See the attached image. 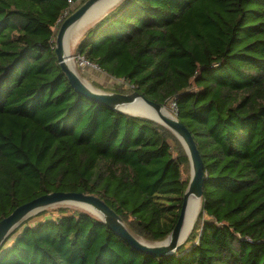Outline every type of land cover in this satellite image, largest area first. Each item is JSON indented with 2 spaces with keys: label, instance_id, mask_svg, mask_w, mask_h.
<instances>
[{
  "label": "trees",
  "instance_id": "obj_1",
  "mask_svg": "<svg viewBox=\"0 0 264 264\" xmlns=\"http://www.w3.org/2000/svg\"><path fill=\"white\" fill-rule=\"evenodd\" d=\"M85 1L0 0V220L39 196L81 193L162 241L188 157L163 125L70 86L55 31ZM72 55L118 81L110 92L172 105L203 163L198 217L180 249L157 258L90 212L46 209L6 238L0 264H264V0H122Z\"/></svg>",
  "mask_w": 264,
  "mask_h": 264
},
{
  "label": "water",
  "instance_id": "obj_2",
  "mask_svg": "<svg viewBox=\"0 0 264 264\" xmlns=\"http://www.w3.org/2000/svg\"><path fill=\"white\" fill-rule=\"evenodd\" d=\"M100 0H86L70 15L66 16L57 28L55 35L54 54L57 62L68 79L70 86L76 93L88 98L91 101L97 102L109 109L117 110L134 116L155 121L168 130H170L182 144L189 161L190 176L186 190L182 197V204L179 211L177 221L170 234L162 241L150 242L144 240L149 245L138 242L133 233L127 228L119 216L111 209L103 200L93 195H84L81 193H62L54 192L39 196L23 205L15 208L8 216L0 220V247L6 238L27 218L45 210L58 203H76L82 204L86 208H92L99 213V220L105 226L114 232L118 237L124 240L133 250L142 254L152 255L157 258L172 255L176 253L183 245L184 241L180 240L181 230L184 223L185 210L190 199L202 198V188L204 184L203 163L193 137L186 127L179 122L175 116H167L161 113L163 106L157 103L148 101L141 94L133 92L131 94H120L112 92H103L97 89H89L81 79L67 65V55L64 49V38L67 31L86 13V11L96 2ZM122 0H117L119 3ZM92 88V87H91ZM137 102H141L147 109L156 114L158 120L149 118L145 114L135 112L130 106ZM90 212V211H88ZM137 236V235H136ZM138 237V236H137Z\"/></svg>",
  "mask_w": 264,
  "mask_h": 264
},
{
  "label": "bare ground",
  "instance_id": "obj_3",
  "mask_svg": "<svg viewBox=\"0 0 264 264\" xmlns=\"http://www.w3.org/2000/svg\"><path fill=\"white\" fill-rule=\"evenodd\" d=\"M117 0H100L98 2H96L95 4H93L87 11L86 13L67 31L65 38H64V49L67 55V65L69 66V68H71V70L78 76L74 66H73V59L70 57L69 55V48H70V41L72 38L73 33H75L76 31L82 29L87 23H90L91 21H93L94 19L98 18L101 15H104L106 12L108 13V11L115 5H117ZM114 8V7H113ZM111 11V10H110ZM75 37V36H73ZM82 81V80H81ZM83 84L88 87L89 89H93L91 88V86H89L88 84H86L84 81H82ZM130 108H132L133 110H135V112L139 113V114H145L147 115L149 118L158 120L156 118V114L154 112H152L151 110L147 109V107H145L141 102H137L134 105L130 106ZM161 113L169 116L170 113L166 110V108H163ZM171 116V115H170ZM71 205L77 206L79 208L85 209L90 211V213H92L93 215H95L96 217H99V213H97L95 210H93L92 208H86L84 205L82 204H76V203H70ZM70 205V206H71ZM200 200L199 199H190L187 203V207L185 210V216H184V223H183V227L181 230V235H180V240H184L186 239V237L188 236V234L191 232L196 216L199 212V208H200ZM133 237L140 243L145 244V245H149L148 243L144 242V240H142L141 238L137 237L135 234H132Z\"/></svg>",
  "mask_w": 264,
  "mask_h": 264
},
{
  "label": "rangeland",
  "instance_id": "obj_4",
  "mask_svg": "<svg viewBox=\"0 0 264 264\" xmlns=\"http://www.w3.org/2000/svg\"><path fill=\"white\" fill-rule=\"evenodd\" d=\"M75 5L77 6V3ZM113 7H115V5ZM113 7L110 10H112ZM73 8H74V6H73ZM104 15L99 16L98 18L94 19L90 23H87L82 29H80V30L76 31L75 33H73L71 41H70L71 43H70V48H69V55L73 59V66H74V68H75V70H76V72L78 74V77L82 81H84L86 84H88L89 86H91L94 89L110 93V89L113 87V85L116 84V83H119V82L115 81V80L111 79L110 77L106 76L105 74L101 73L96 67L86 64L81 59H75L73 57V55H72L75 45L80 40V38L82 37L84 32L88 28L92 27ZM55 32H57V31H55ZM73 36H75V37H73ZM120 94H124V93H120ZM127 94H130V93H127ZM170 106H171L170 108H168V107H164V108H166V110L170 113L171 116H174V108L172 107V105H170ZM189 176H190V173H189ZM70 205H71L70 203H58V204H55V205H53L51 207H48L46 209H54V208H59V207H66V208H70V209H78V210H81V211H87L88 212V210L79 208V207L74 206V205H71V206ZM200 206H201V201H200ZM199 211H200V208H199ZM198 214H199V212H198ZM198 214L196 216V219L198 217ZM196 219H195V222H196ZM189 234H188V236H189ZM187 237H186V239H187Z\"/></svg>",
  "mask_w": 264,
  "mask_h": 264
},
{
  "label": "built area",
  "instance_id": "obj_5",
  "mask_svg": "<svg viewBox=\"0 0 264 264\" xmlns=\"http://www.w3.org/2000/svg\"><path fill=\"white\" fill-rule=\"evenodd\" d=\"M77 1L68 0V7H69V9L70 8H73V6H75V4L77 3ZM69 9H67V11H65V13L63 14V16L58 20L57 24H60L61 23L62 19L68 14V10ZM85 63L88 64L87 62H85Z\"/></svg>",
  "mask_w": 264,
  "mask_h": 264
}]
</instances>
